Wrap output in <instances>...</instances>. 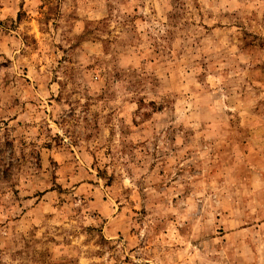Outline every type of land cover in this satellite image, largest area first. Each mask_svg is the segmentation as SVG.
Returning <instances> with one entry per match:
<instances>
[{
	"label": "rangeland",
	"instance_id": "rangeland-1",
	"mask_svg": "<svg viewBox=\"0 0 264 264\" xmlns=\"http://www.w3.org/2000/svg\"><path fill=\"white\" fill-rule=\"evenodd\" d=\"M0 264H264V0H0Z\"/></svg>",
	"mask_w": 264,
	"mask_h": 264
}]
</instances>
